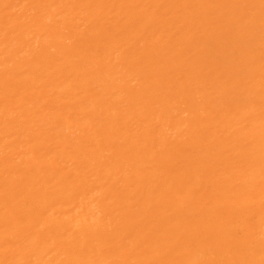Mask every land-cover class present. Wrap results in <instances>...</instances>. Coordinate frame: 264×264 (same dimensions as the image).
<instances>
[{
	"label": "bare ground",
	"instance_id": "bare-ground-1",
	"mask_svg": "<svg viewBox=\"0 0 264 264\" xmlns=\"http://www.w3.org/2000/svg\"><path fill=\"white\" fill-rule=\"evenodd\" d=\"M0 264H264V0H0Z\"/></svg>",
	"mask_w": 264,
	"mask_h": 264
}]
</instances>
